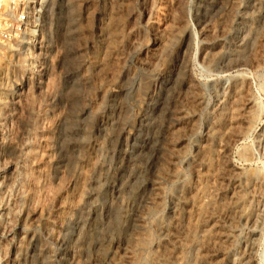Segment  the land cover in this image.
<instances>
[{"label":"rangeland","instance_id":"rangeland-1","mask_svg":"<svg viewBox=\"0 0 264 264\" xmlns=\"http://www.w3.org/2000/svg\"><path fill=\"white\" fill-rule=\"evenodd\" d=\"M45 10L0 43V264H264V0Z\"/></svg>","mask_w":264,"mask_h":264},{"label":"built area","instance_id":"built-area-1","mask_svg":"<svg viewBox=\"0 0 264 264\" xmlns=\"http://www.w3.org/2000/svg\"><path fill=\"white\" fill-rule=\"evenodd\" d=\"M46 0H0V43L29 46L42 36Z\"/></svg>","mask_w":264,"mask_h":264},{"label":"bare ground","instance_id":"bare-ground-1","mask_svg":"<svg viewBox=\"0 0 264 264\" xmlns=\"http://www.w3.org/2000/svg\"><path fill=\"white\" fill-rule=\"evenodd\" d=\"M74 5V4H73ZM68 26V25H67ZM71 26V25H70ZM68 30V29H67ZM69 31H71V30H69ZM74 38V37H73ZM66 40V39H65ZM31 65V64H30ZM239 88V87H238ZM234 92V91H233ZM241 93V88H239L238 90L236 89V91H235V93ZM236 93V94H237ZM243 95V94H242ZM237 96H239V94H237ZM240 96H241V94H240ZM235 98H237V97H235ZM248 100V99H247ZM249 102H250V100H248L247 101V103L246 104H249ZM245 104V103H244ZM84 112V111H83ZM8 116V115H7ZM252 116V115H251ZM233 117V116H232ZM235 117V116H234ZM0 118H1V116H0ZM4 118V117H3ZM91 166V165H90ZM251 180V179H250ZM250 182V181H249ZM77 258V257H76Z\"/></svg>","mask_w":264,"mask_h":264}]
</instances>
